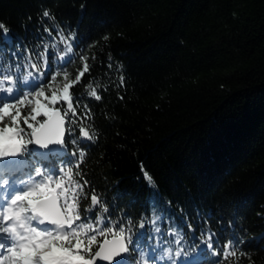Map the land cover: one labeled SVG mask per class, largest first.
Returning a JSON list of instances; mask_svg holds the SVG:
<instances>
[{
    "label": "trees",
    "instance_id": "trees-1",
    "mask_svg": "<svg viewBox=\"0 0 264 264\" xmlns=\"http://www.w3.org/2000/svg\"><path fill=\"white\" fill-rule=\"evenodd\" d=\"M0 23L9 29L0 78L38 74L35 63L45 82L56 70L75 79L87 58L70 89L76 114L66 117L67 149L75 138L86 153L72 177L83 184L80 222L106 228L111 219L134 246L139 237L182 256L196 244L199 264L220 259L199 244L213 232L214 247L244 241L221 264H264V0H0ZM54 24L65 36L74 30L63 59ZM93 193L101 203L86 211Z\"/></svg>",
    "mask_w": 264,
    "mask_h": 264
},
{
    "label": "snow or ice",
    "instance_id": "snow-or-ice-1",
    "mask_svg": "<svg viewBox=\"0 0 264 264\" xmlns=\"http://www.w3.org/2000/svg\"><path fill=\"white\" fill-rule=\"evenodd\" d=\"M42 16L54 20L47 9L43 10ZM53 27L64 45V52L60 54V59H63L73 51L74 30L65 36L57 25ZM44 31L52 34L50 28L45 27ZM8 32L9 29L0 23V34H3L5 44L9 42ZM21 43L16 44L17 51ZM47 51L48 46L45 45V60ZM11 55L19 59L16 52ZM81 60L84 61L83 70L75 79H69L67 71L62 74L56 70L49 73V80L45 82L44 74L39 72L35 63L30 66L37 69L38 74L27 71L19 81L12 74L0 78V264H97V261L126 264V257L132 252L136 253V264H149V261L151 264H161V261L165 264H177V261L178 264H191L200 251L196 244L183 254V259H179L181 250L172 253L170 250L165 252L163 246L157 249L151 242L142 245L139 237L134 246L133 233L124 224L117 231L111 219L106 228L80 222L82 217L78 208L83 184L72 177L74 169L79 175L86 153L84 148L78 147L75 138L70 141L73 148L67 149L65 135L71 134V128L65 125L69 113L76 114L70 89L89 71L87 58L81 57ZM20 67L17 63V70ZM61 75L63 83L56 87L57 77ZM87 87L92 88V85ZM90 96L97 101L102 99L95 88H92ZM57 105L63 107V112ZM80 138L92 141L93 135L82 127ZM30 145H35V148L30 149ZM51 146H60V152ZM35 153H47V156L41 161ZM144 175L146 180H151L146 171ZM84 184H87L86 180ZM149 186L153 185L149 183ZM90 201L91 208L86 211L101 203L95 193ZM102 208L107 211L105 206ZM102 223L103 219L98 214L96 224ZM138 227L145 228L143 220ZM143 235L141 232L140 237ZM203 235V239L198 238L199 244L212 256L220 257L216 264L226 261L229 255H240L237 248L244 243L243 240L228 239L221 248L213 246L215 233L205 232ZM98 236L103 240L99 241ZM154 239V236L149 237L150 241Z\"/></svg>",
    "mask_w": 264,
    "mask_h": 264
},
{
    "label": "water",
    "instance_id": "water-1",
    "mask_svg": "<svg viewBox=\"0 0 264 264\" xmlns=\"http://www.w3.org/2000/svg\"><path fill=\"white\" fill-rule=\"evenodd\" d=\"M68 126V121L66 119V125L65 127L67 128ZM66 139H67V133L65 135V142H66ZM86 140V139H85ZM53 148H55L56 150H58L60 148V146H51ZM32 148H35V145H32ZM36 154H39V155H42L41 153H36ZM45 154V153H44ZM47 154V153H46ZM126 261H127V257H126ZM97 264H106V262H101V261H97Z\"/></svg>",
    "mask_w": 264,
    "mask_h": 264
},
{
    "label": "rangeland",
    "instance_id": "rangeland-1",
    "mask_svg": "<svg viewBox=\"0 0 264 264\" xmlns=\"http://www.w3.org/2000/svg\"><path fill=\"white\" fill-rule=\"evenodd\" d=\"M57 152H60L59 150H56ZM45 156V155H44ZM134 253V262H136V253L135 252H132ZM130 259V255L128 256V260ZM179 259H183V258H179ZM173 260H176V258L173 256ZM149 264H151V261H149ZM162 264V263H161ZM177 264H178V261H177ZM191 264H199L195 259H192V262Z\"/></svg>",
    "mask_w": 264,
    "mask_h": 264
},
{
    "label": "bare ground",
    "instance_id": "bare-ground-1",
    "mask_svg": "<svg viewBox=\"0 0 264 264\" xmlns=\"http://www.w3.org/2000/svg\"><path fill=\"white\" fill-rule=\"evenodd\" d=\"M45 156H47V154H45ZM44 155H43V157H45Z\"/></svg>",
    "mask_w": 264,
    "mask_h": 264
}]
</instances>
